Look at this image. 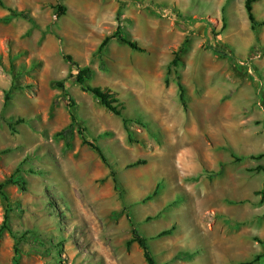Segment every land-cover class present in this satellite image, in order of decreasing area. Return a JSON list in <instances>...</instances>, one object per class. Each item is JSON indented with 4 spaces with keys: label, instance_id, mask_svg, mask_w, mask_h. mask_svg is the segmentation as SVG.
Wrapping results in <instances>:
<instances>
[{
    "label": "rangeland",
    "instance_id": "obj_1",
    "mask_svg": "<svg viewBox=\"0 0 264 264\" xmlns=\"http://www.w3.org/2000/svg\"><path fill=\"white\" fill-rule=\"evenodd\" d=\"M253 8L263 21L264 0ZM118 17L146 51L112 39L97 53ZM12 54L20 75L5 105ZM65 54L95 70L90 85L118 93L127 127L68 77ZM65 92L119 190L78 125L71 147L57 135L70 123ZM260 153L264 26L252 30L245 0H0V183H25L5 187L9 201L0 194V227L7 213L14 232L2 234L0 264H15L16 249L19 264H146L127 244L133 226L157 264H241L258 254L254 264H264V171L251 170L264 158H248Z\"/></svg>",
    "mask_w": 264,
    "mask_h": 264
},
{
    "label": "trees",
    "instance_id": "obj_2",
    "mask_svg": "<svg viewBox=\"0 0 264 264\" xmlns=\"http://www.w3.org/2000/svg\"><path fill=\"white\" fill-rule=\"evenodd\" d=\"M256 1H258V0H245V9L247 11L248 18H249V21L251 23V28L253 31H257L260 26H264V20L258 21L255 14H254V11H253L254 10L253 4ZM2 6H4L3 3H2ZM56 13H57L56 15L58 17H62L63 15H65L66 14V6H63V5L58 6ZM17 15L32 21V18L28 15V13L26 11L19 12V13H17ZM119 19L120 18L118 17V24H117L115 32L111 35H106L104 37V39L102 40V42L100 43V45L97 49V53L103 52V50L107 47V45L109 44V42L112 39H120L122 42L127 44L133 50L141 51V52L146 51L145 48L140 46L135 39L128 38L124 35L122 24H121ZM186 43H187V40L184 41V43L182 44V46L180 47L178 52H176L175 57L170 64V69L173 66L176 67L179 65L180 56L185 49ZM213 49L216 53H223L217 47H213ZM17 57H18V55H13V54L10 56L11 62H10V68H9L8 72L11 75L12 86H11V89L6 91L4 94V99H5L4 104L5 105H8L10 100H11V90L13 87H15L17 85L16 83L18 80V76L20 75V72L19 73L14 72L15 60L17 59ZM64 59L70 64L71 69H72V72H70L68 77L73 82L77 83L81 87L82 91L91 94L93 97H95L99 101V103L103 107H105L107 110L112 112L114 115L119 116V117H123V123L126 127L128 126L129 122L133 121L132 119L126 118L123 116V111L125 110V106L122 104V102H120V100L118 98V93L116 91H114L110 88H107V87L92 86L89 84V82L92 80V78L95 74V70L92 67L81 66L73 58V56L71 54H65ZM55 86L57 88H60V89L65 91L66 86H65L64 80L57 81L55 83ZM178 89H179V99L182 102L184 108H186L184 85L181 82L178 83ZM64 95L69 99L68 111H69V115H70V123L63 130L59 131L57 133V135L61 136L65 139L67 147H71V138H72V135L74 133L75 127L78 125L79 126L78 127V133L82 139V142L84 144H87L95 152H97L98 155L100 156L101 160L105 163V165H107L110 168V175L113 178L115 189L119 190V182H118V178L116 177V172L113 169V167L110 165L107 156L105 155L102 148L97 144V140L96 139H90L86 134V128L79 125V121H78V118H77L76 112H75V101L73 100V98L70 97V94L68 92H65ZM24 121H25L24 118H18L16 123L19 124V123H22ZM9 125H10L11 129L13 130L15 125L13 123H10ZM103 135H109V133L108 132L101 133L98 137H103ZM128 136H129V138H128L129 141H133L132 136H131L129 131H128ZM4 151L7 152L8 149H5ZM248 158L260 160V159L264 158V153L251 154L248 156ZM238 160L241 161L242 159L240 158ZM144 161L145 160H137V161L129 164L128 167H133V166L139 165L141 163H144ZM251 170L252 171H258V172L264 171V165H259L256 168L251 169ZM9 184H16V185H19L20 187H22L23 189H25L24 188L25 183H24L22 176L19 175V176H17L16 179H14L13 177L6 179L4 182L0 183V194L5 198L6 201H9V196L5 190V187ZM158 190H159V185H157L156 188L154 189L153 193L150 196H148V199H151L153 196H155L158 193ZM260 193L264 194V183H263V187H262ZM4 230H8L12 235L14 234L13 230L8 225L7 213L4 215V220H3L2 226L0 227V239L2 237ZM170 233H171V229H166V230L161 231L158 234V237L163 236V235H168ZM148 240L149 239H147L146 237L141 235L139 233V231L137 230V228L135 226H133L132 236L128 240L127 244H128V246H130L133 243H137L143 251L144 258L146 260V264H157V260L154 256L153 252L150 249V245H149ZM256 240L264 244V240H261L259 238H256ZM18 251L19 250L16 249L15 264H19V262H20V260L17 258V252ZM262 257H263V254H258L253 260L246 261V262L241 263V264H254L255 262L259 261Z\"/></svg>",
    "mask_w": 264,
    "mask_h": 264
}]
</instances>
